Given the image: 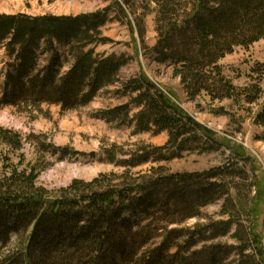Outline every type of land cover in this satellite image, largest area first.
<instances>
[{
	"label": "rangeland",
	"instance_id": "rangeland-1",
	"mask_svg": "<svg viewBox=\"0 0 264 264\" xmlns=\"http://www.w3.org/2000/svg\"><path fill=\"white\" fill-rule=\"evenodd\" d=\"M194 2L0 0V14L77 16L101 12L107 40L95 48V54L124 62L118 82L93 94L89 89L77 95L71 87L64 94L58 87L54 99L26 94L24 98L20 92L16 104L0 103V129L17 135L22 146L18 151L0 145V172L8 159L13 165L24 163L22 167L32 162L41 171L38 186L55 197L75 183L78 191H84L88 189L85 185L98 180L90 188L97 191L99 186L124 188L146 180L160 181L142 195L140 205L123 216L124 225L132 226L124 251L129 264H245L250 255L256 261L251 242L248 250H243L249 236L246 214L239 211L237 224L227 227L221 207L226 189L208 190L211 183L221 182H207V173L224 165L229 150L216 149V145L207 152L195 147L173 150L167 146V131L158 133L152 125L141 131L140 109L133 102L136 94L124 87L137 73H145L201 125L243 144L264 171V124L257 116L264 105V39L248 48L235 47L218 61L219 72L206 68L213 71L208 74V90L194 89L193 82L184 83L175 75L180 64L169 59L162 43L164 27L159 14L160 5L167 4L163 6L168 8L166 12L174 5L177 18H185ZM14 62L7 49L0 48V99L6 96L7 73ZM69 67L66 62L57 76ZM222 83L233 89L230 95L225 94ZM189 175H200L205 185L182 178ZM236 181L241 186L239 192L245 190L239 195L246 202L250 180ZM233 193L235 190L230 193L232 200ZM190 213L196 216L188 218Z\"/></svg>",
	"mask_w": 264,
	"mask_h": 264
},
{
	"label": "trees",
	"instance_id": "trees-1",
	"mask_svg": "<svg viewBox=\"0 0 264 264\" xmlns=\"http://www.w3.org/2000/svg\"><path fill=\"white\" fill-rule=\"evenodd\" d=\"M193 4V10L182 19L177 18L174 5L169 12L164 8L167 4L160 5L164 27L160 32L169 59L180 64L175 75L184 83L193 82L194 89L206 91L210 86L208 74L219 72L221 58L235 47L248 48L264 39V0H195ZM129 25L134 32L132 22ZM104 26L101 12L77 16L0 14V48H6L15 59L7 73L6 96L0 103L16 104L20 92L24 98L54 99L58 87L64 94L70 87L77 95L89 89L93 94L117 83L124 62L115 56L95 54V48L107 40ZM66 62L69 69L58 77ZM124 87L136 94L133 102L140 109L137 118L144 124L139 125L141 131L151 129L150 125L158 133L167 131V146L173 150L195 147L207 152L215 150L214 145L229 150L224 165L207 173L206 181L221 182L207 184L208 190L226 189L221 207L227 227L237 224L235 217L240 212L246 214L249 236L243 250H248L251 242L256 261L250 255L245 257V264H264V171L257 158L238 141L220 137L201 125L145 73H137ZM222 89L227 96L233 90L226 84ZM257 116L264 124V105ZM15 138L17 135L0 129L1 146L21 150V141ZM23 164L13 165L8 159L0 172V264L130 263L124 251L132 226L124 225L123 216L140 205L142 195L160 181L146 180L124 188L99 186L97 191L90 188L98 180L85 185L88 189L84 191H78L75 183L55 197L38 186L41 171L37 165ZM182 178L205 185L200 175ZM236 179L250 180L246 202L240 198L239 193L245 190L239 192ZM231 190H235L233 200ZM194 216L190 213L187 217Z\"/></svg>",
	"mask_w": 264,
	"mask_h": 264
}]
</instances>
